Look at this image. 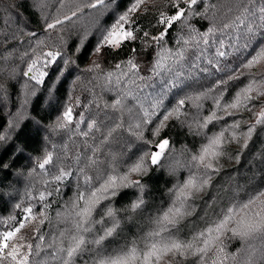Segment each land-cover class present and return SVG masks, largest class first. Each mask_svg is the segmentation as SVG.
<instances>
[{"label":"trees","instance_id":"16d2710c","mask_svg":"<svg viewBox=\"0 0 264 264\" xmlns=\"http://www.w3.org/2000/svg\"><path fill=\"white\" fill-rule=\"evenodd\" d=\"M91 3L95 0H0V221L10 216L23 217L25 213L16 207L17 204L30 203L34 212L42 210V205L35 199L29 201V196H38L44 190L42 181L55 171L51 165H46V172L38 167L47 153L53 154L54 163L63 160L64 164H72L71 159L63 158L80 152L83 163L86 146L84 140L75 135L76 125L81 120V130H87V123L91 121H95L100 129L94 130L87 140L88 145L99 147L97 155L102 162L98 169L88 170L93 177V187L100 183L98 176L111 171V162L119 172H126L145 151L150 153L162 139L169 141V147L157 165L150 166L144 176L133 174L130 177L145 185L142 209L135 213L124 211L139 195L135 187L122 189L119 196L100 205L103 208L111 204L121 210L118 212L120 229L111 241L106 242L109 245L107 252L118 250L133 240H141L153 227L154 218L172 203L173 190L190 174L202 173V169L190 168L191 156L207 142L206 136L225 128L229 130L225 132L223 154L214 161L218 170L210 173L209 185L188 201L195 211L180 223L178 236L189 238L192 233L221 218L229 206L247 202L264 191V125L256 123L264 109V97L253 100L249 104L251 110L243 107L230 109L234 112L231 116L215 109L213 100L222 94L221 105L231 103L250 80L264 79V62L250 70L243 67L264 42V29L255 27L261 23L259 9L264 6V0H204L199 10L204 12L207 8V16H194L189 24L196 33H207L214 28L215 34L209 37L208 45L201 43L199 47L183 43L188 38V30L178 25L169 30L161 44L144 38V31L159 35L162 26L155 24V20L160 11H171L164 0H156L155 4L149 0L132 15L134 23L126 26L136 29L137 39L124 42L119 49H102L100 55L95 53V48L105 29L135 0H106V7L96 8L89 7ZM245 8L248 13L244 12ZM73 11L76 15L70 20L54 29L47 28L49 23L71 16ZM245 15L244 26L237 28V16L243 19ZM249 23L255 28L251 37L246 34ZM225 24H232V27L225 29ZM221 40L223 47L220 46ZM217 49L225 55L217 56ZM166 50L184 51L185 58L171 72L154 70L158 52ZM49 51L59 55L54 62L45 65L43 61L50 60V57L43 54ZM37 54L42 57L37 67L47 73L42 83L31 79L32 74L24 75ZM129 59L139 67L135 75L127 73ZM94 61L100 67L90 71ZM164 63L170 65L171 60ZM117 64L121 69L116 68ZM121 71L127 75L116 84V76ZM108 73L114 74L112 83L105 81ZM237 75L238 79H229ZM222 80L227 83L216 87ZM209 88L214 91L200 102L202 108L197 109L191 101H186L180 118L173 115L159 135H153L163 116L176 107L179 99ZM117 99L121 100V105L114 108ZM157 102L160 106L154 109ZM68 108L72 109V123L61 129L57 125ZM211 110L224 118L213 121L201 135H196L194 120H202ZM145 111L151 114L148 123L144 122ZM234 121H238L239 126L229 127ZM137 123L141 124L144 140L133 135L139 131L135 128ZM189 124L193 125L191 130ZM250 126H255V131L247 141V147H243L244 134ZM109 130H113L110 136ZM233 132L236 139L232 138ZM105 139L107 142H102ZM145 140L152 143L146 144ZM78 175L73 169V175L60 184L58 190L57 185H48V191L52 192L46 201L50 205L47 208L49 219L42 226L38 220L26 222L18 237L22 236L24 242L35 245L39 239L33 237L43 234L47 243L52 235L66 226L59 224L56 216L71 206L78 187L85 190L83 179L78 183L75 178ZM100 208L94 216L96 219L102 215ZM254 210L255 206L249 211ZM105 224H110L107 218ZM100 228L101 225L97 224L96 229ZM3 230L0 224V231ZM222 240L225 251L237 257L235 262L229 258L228 264H246L249 259L253 264H264L261 260L264 249L259 240L244 244L239 239H231L230 232ZM93 255L86 252L83 259L90 262ZM44 256L45 253L41 252L31 260L39 261ZM77 264H83V261L77 258ZM162 264H176V259L166 257ZM180 264H194V259L189 257Z\"/></svg>","mask_w":264,"mask_h":264},{"label":"snow or ice","instance_id":"6c2138e0","mask_svg":"<svg viewBox=\"0 0 264 264\" xmlns=\"http://www.w3.org/2000/svg\"><path fill=\"white\" fill-rule=\"evenodd\" d=\"M149 0H135L127 11L119 14L114 22L105 29L101 36V40L98 42V46L95 48L97 55L101 54L102 49H119L124 42L137 39L135 35L136 29H130V24L134 23L132 15L137 13L141 9V6L148 3ZM165 4L170 8V13L160 11L155 24L162 26L159 30V35L152 34L148 31L143 32V37L148 38L151 41L161 44L165 35L169 33V30L174 25L181 26L188 30V38L184 39L185 45H193L199 47L201 43L204 45L209 44V37L215 34V29L210 28L207 33H196L195 29L189 24V21L194 16H207V8L204 12L199 10V6L204 4V0H164ZM155 4L156 0H152ZM89 7L96 8L97 6H107L106 0H95V3L88 5ZM245 13H248L247 8L244 9ZM259 19L261 23L256 25V28L264 29V6L259 9ZM76 15V11H73L71 16H65L64 19H57L54 23L47 25L48 29H54L58 24H63L65 20H70L72 16ZM239 24L237 28L243 27L247 16L243 19L240 16L236 18ZM225 29L232 27V24H225ZM246 34L250 37L255 34V28L251 23L247 25ZM220 46H224L223 40L220 41ZM162 47V45H161ZM255 55H252L249 60L243 65L244 68L252 69L255 65L264 62V42L258 47V50H254ZM45 57H50V60H44L43 63L54 62L59 53L47 52L43 54ZM216 55L223 57L225 53L217 49ZM159 59L156 61L155 68L160 70H167L171 72L181 61L185 58L184 51L173 52L166 50L164 53L158 52ZM42 60L41 55L37 54L36 58L31 61L25 76L32 74L31 79L37 83H42L43 78L47 75L46 72L41 71L37 65ZM165 60H171V64L164 63ZM211 63V61H209ZM100 65L97 62H93V67L90 71L99 69ZM127 73L135 75L139 71L138 65L132 60L127 61ZM117 69H121V65H116ZM126 72L121 71L116 76L115 83L119 84L121 78L127 75ZM159 74V72H157ZM113 73H108L105 77L106 83H112ZM255 76V73H252ZM239 76H230L229 79H238ZM142 79V78H141ZM227 81H220L216 87L226 84ZM214 91L213 88H209L206 91H202L193 95L185 96L177 101V105L172 110L168 111L163 119L159 122V126L153 131V135H159L162 128L166 126L165 122L170 117L175 115L176 119L180 118L181 109L184 107L186 101H191L193 106L197 109L202 108L200 103L202 100L208 97L209 93ZM255 93V95H253ZM260 96H264V79L257 81L255 79L250 82L237 93L233 102L226 105H221L220 100L222 94L217 97H213L214 108L221 109L225 115H234L232 110H238L243 107L248 110L249 104L258 99ZM121 105V100L117 99L113 107ZM160 106V102L153 105L156 109ZM150 116L145 111V123L150 122ZM223 115H218L216 111L211 110L210 114L203 117L202 120H194L195 134L201 135L202 130L207 129L208 125L213 121L223 119ZM72 123V109L68 108L63 113L58 127L66 129ZM79 123H83L81 120ZM79 123L76 125L75 135L81 137L85 143V152L83 154V163L81 164L82 154L76 152L71 156L65 155L63 159H71L72 164H64L63 160L58 163H54L53 154L47 153L43 160L39 163L38 167L42 171L46 170V165H51L55 171L52 172L50 178L44 179V190L40 191L38 196H29V201L35 199L42 205V210L34 212V206L32 204H17L16 207L20 209L25 215L21 218L10 216L7 220L0 221L4 230L0 231V264H77V258L83 261V264H162L166 257L172 256L176 259V264H180L181 260H186L189 257L194 259V264H228L229 258L233 262L237 257L235 254H230L225 251L226 245L223 243L222 238L226 233H231V239H239L244 244H248L249 241L259 240L261 242V248L264 249V191L257 193L255 196L249 198L247 202L239 205L233 204L229 206L224 212L221 218L212 221L205 228L200 229L191 234L189 238H180L178 232L180 231V223L187 217L194 213V206L188 204V201L194 199L195 193L203 191L211 180V174L218 169L214 167V161L223 154L221 149L226 139L225 132L228 128L223 129L219 133L206 136L207 142L202 144L200 151L197 154H193L190 158V168L197 170H203L202 173L190 174L188 179L175 190H173L174 199L170 206L163 210L153 220V227L145 233L141 240H133L129 244L114 250L107 252L108 241H111L120 229V219L118 218V212L120 209L113 208L111 204L105 205L100 208V205L105 200H112L120 195L122 189L135 187L139 190V195L136 196L124 211L132 213L142 209L145 201L143 197V190L145 185L141 183V180H132L130 177L133 174L144 176L147 174L149 167L157 165L163 157L165 151L169 147V141L162 139L156 144L158 151L152 150L150 153L145 151L131 166L128 167L126 172H119L114 162L110 163L111 171L106 172L102 177L98 176L100 180L98 186L93 187V177L88 174L89 169H98V166L102 163L97 155L99 147L88 145L87 140L93 133V131H100L95 121L87 123V130H81ZM257 125H264V109L259 113V119L256 121ZM239 126L238 121H234L229 127L235 128ZM193 125L189 124L190 130ZM135 128L139 131L133 132V135L137 139L144 140L141 124L137 123ZM113 130H109L108 135H111ZM255 126H250L245 135V142L243 147H247V141L251 139ZM232 138L236 139V133H232ZM2 139V138H0ZM102 142H107L105 139ZM146 144H151L152 141L145 140ZM90 149V152L88 151ZM150 161V164L148 163ZM73 169H75L79 175L76 176V180L79 183L81 178L86 186L84 191L77 190L76 197L72 200L71 206L63 212H58L56 219L59 224H65L66 226L59 230L58 234L52 235L49 241L45 242V236L39 234V243L33 245L32 243L24 242L23 237H18V234L25 227L26 222L38 220L42 226L45 221L49 219L47 214V208L50 206L47 201V197L52 195V192L48 191L49 184L57 185V189L60 184H63L70 176L73 175ZM256 207V210L249 211ZM100 208L99 219L94 218L97 209ZM105 218L110 221V224H105ZM101 225L99 230L96 229V225ZM234 225V226H233ZM39 233V228L36 229ZM16 243H13V241ZM49 250H51L49 252ZM41 252L45 253V256L39 261L31 260V257L40 256ZM91 252L94 255L89 260H84V253ZM255 255V252L252 253ZM261 260H264V251H261ZM246 264H253L249 259Z\"/></svg>","mask_w":264,"mask_h":264},{"label":"rangeland","instance_id":"374dc122","mask_svg":"<svg viewBox=\"0 0 264 264\" xmlns=\"http://www.w3.org/2000/svg\"><path fill=\"white\" fill-rule=\"evenodd\" d=\"M62 20H63V19H62ZM49 59H51V58H49ZM51 63H52V62H51ZM263 97H264V96H263ZM154 150L158 151L159 149H157L156 146H155V147H154Z\"/></svg>","mask_w":264,"mask_h":264}]
</instances>
